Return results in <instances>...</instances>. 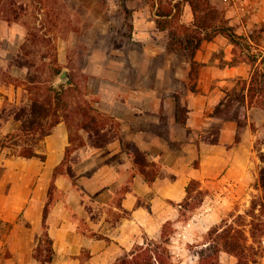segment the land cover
I'll return each instance as SVG.
<instances>
[{"label": "crops", "instance_id": "0c3cea01", "mask_svg": "<svg viewBox=\"0 0 264 264\" xmlns=\"http://www.w3.org/2000/svg\"><path fill=\"white\" fill-rule=\"evenodd\" d=\"M148 7L134 11V40L147 42L155 29L164 32ZM263 7L264 0H258L255 15ZM260 17L257 20L264 19ZM151 46H156L149 50L151 56L167 51L163 44ZM233 46L222 34L202 43L195 53L203 64L196 91L181 93L176 80L184 73L168 56L152 83L144 70L141 81L134 85L127 65L111 78H102L106 84L93 91L97 98L91 105L109 117L107 128L114 127L115 137L103 146H78L79 160L72 172L55 176L71 142L65 120L45 137V159L8 156L2 151L0 225L6 228L0 227V264H39L35 252L45 230L54 241V264H112L147 238L161 237L164 224L179 215L173 202L180 206L193 178L200 182L239 178L253 152L257 136L254 127L264 124V109H248L249 121L240 135L237 120L213 114L226 96L228 80L251 73L244 61L228 63L234 57ZM221 47L225 48L226 65H221V58L215 55ZM190 71L187 67V83ZM178 103L189 108L186 125L177 118ZM213 124L218 125V143L204 136L212 131ZM130 143L158 163L164 174L149 181L139 171ZM53 181L56 198L45 218ZM226 254H221L223 264ZM233 257L229 260L236 264Z\"/></svg>", "mask_w": 264, "mask_h": 264}, {"label": "rangeland", "instance_id": "374dc122", "mask_svg": "<svg viewBox=\"0 0 264 264\" xmlns=\"http://www.w3.org/2000/svg\"><path fill=\"white\" fill-rule=\"evenodd\" d=\"M214 1L226 22L233 25L239 33L245 35L254 33L258 36L255 41L250 40L251 48L248 49L241 44L236 47V51L237 57L248 65L250 72L254 66L262 68L264 19L257 18L264 17V7L255 15L254 7L258 0ZM124 4L121 0H0V143L6 132L20 125L19 121L9 115L8 110L3 111V107L8 104V108L11 109L12 104H21L29 100L31 93L27 87L31 84L29 83L31 76L45 87L50 83H54L56 87L63 86L70 100L71 116L67 124L71 142L63 167L65 171L67 168L73 171L78 163V146L93 145L97 140L103 139L101 135L104 133L96 135L82 126L83 112L87 111L91 116L94 114L87 108L91 100L97 98L93 91L97 86L106 84V80L103 81L102 78H111L121 66L127 65L131 67L128 75L134 85L141 81L140 72L144 70L149 82L152 83L157 69L165 63L168 56L172 65L180 67L184 73L176 80L182 87L181 93L191 89L194 81L190 76L188 83L185 79L187 67L191 68L188 55L169 51L157 56L149 54L152 47L156 48L151 45H165L167 39L165 31L156 29L152 31L153 35L147 40L148 43L133 39V29L129 26V21L134 20L135 9H140L143 5H148L153 15L150 4L146 0H125ZM125 7L132 9V19L126 17ZM231 7H234V11ZM139 17L141 18L142 14ZM183 18L186 21L193 18L189 5L185 8ZM45 38H54L53 42L57 46L55 52L58 53L61 66L59 74L51 72L50 58L43 56L49 47L52 48ZM224 50L225 48L221 47L215 54L221 58V65L228 62L224 59ZM52 51L54 52V49ZM254 55L258 56L259 64L252 65L250 62ZM28 61L30 63L33 61V65L28 66L26 64ZM65 69L70 79L57 86L59 76ZM249 77L250 75L245 78ZM239 79L240 76L231 77L226 83L227 91L234 93V87L240 86L237 84ZM234 109L235 107L232 111ZM226 118L233 119L230 116ZM109 123V118L98 117V127L103 124L107 127ZM217 127V124H213L210 129L214 130ZM111 128L110 132L104 135L108 137L115 135L114 127ZM254 129L257 136L253 139V152L248 167L238 175L239 178L232 182L201 181V187L195 189L189 207L182 208L173 202L179 209V215L176 220H171L167 224L166 234L171 232L172 235L169 246L174 264H192L193 260L199 263L200 252L208 244L206 241L209 229L225 222L235 223L247 231L249 243H254L263 253L259 260L264 264V209L260 205L257 206L258 216L255 219L249 211L254 201L260 203L264 200V188L261 186V170L264 167L262 158L264 124ZM44 145V140L38 143L39 151L43 152ZM3 151L8 156L17 155L14 147H5ZM233 155L231 153V156ZM166 175L170 176L169 173ZM199 190H202L204 201L195 199V194L200 193ZM58 194L61 195L59 192ZM0 227L6 228V225L1 224ZM252 228L257 234L256 237L251 236ZM43 239L44 234L37 246V252L42 253V258L46 254ZM232 255L228 253L222 257L225 264L235 262L229 260L234 259Z\"/></svg>", "mask_w": 264, "mask_h": 264}, {"label": "trees", "instance_id": "16d2710c", "mask_svg": "<svg viewBox=\"0 0 264 264\" xmlns=\"http://www.w3.org/2000/svg\"><path fill=\"white\" fill-rule=\"evenodd\" d=\"M153 11L154 19L159 29L166 32V49L169 52H177L188 55L191 62L190 78L193 82L191 89L198 90L199 66L202 64L195 58L196 51L201 47L205 40H211L216 35L222 34L226 36L234 45V57L228 63L236 65L242 62L237 57L236 47L241 44L246 48H251L250 40L258 39L254 33L249 35L239 33L236 28L227 23L219 6L212 0H146ZM124 4L125 0H121ZM125 5V4H124ZM189 5L192 12V20L186 21L183 17L185 8ZM23 7V6H22ZM126 17H133L132 9L125 7ZM129 26L133 29V19L129 21ZM47 43L52 46L49 47L44 57H49L51 65V72L59 74L61 66L59 64L56 44L53 42L54 38H45ZM54 49V52L52 51ZM252 65L259 64L257 55L251 57ZM262 68L253 67L249 78L241 77L234 87V93L227 91L226 96L214 107L213 114L219 116H230L238 122V135L245 128L248 123V109L251 107L264 108V54L262 57ZM29 63V64H28ZM28 66L33 65L28 61ZM27 89L31 93L28 101L21 104H12L11 109L8 104L3 107V111H9L12 117L20 122L19 127L6 132L0 143V154L5 147H14L17 150L18 156L23 157H40L45 159L46 154L39 151L38 143L45 139V137L52 133L56 125L62 121L68 122L70 120V100L66 95V89L56 87L54 83H50L47 87L38 83L33 76L29 78ZM179 98H177L178 100ZM233 107L235 109L232 111ZM94 114L89 115L87 111L83 112L82 126L94 132L96 135L100 133L106 134L110 132V128L106 125L97 126L98 117L109 118L96 110L91 104L87 108ZM187 106L181 103L177 104V118L184 125L187 124L188 117ZM232 111V112H231ZM99 115V116H98ZM254 125V123H252ZM101 135L103 139L96 141L94 145L103 146L110 142L115 135L106 136ZM100 136V137H101ZM205 139L213 143L219 142V129L215 128L209 134L205 135ZM132 147L134 161L138 169L149 181H154L157 176H162L164 172L161 166L151 161L135 144L130 143ZM69 150V149H68ZM264 159V153H262ZM66 159L62 165L55 170V176L66 172L63 169ZM195 164H198V160ZM261 186L264 188V167L261 170ZM201 187L200 180L193 178L187 188V196L179 203L180 207L191 205L192 195L195 189ZM57 186L53 181L49 190V197L47 200L44 216L47 217L50 208L56 198ZM195 194V199L204 201L202 197V190ZM260 205L264 209V200L262 202L253 203L250 213L254 219L258 216L256 213L257 206ZM181 211V209H180ZM171 221V220H170ZM166 222L163 226L162 235L159 238H147L143 244H138L131 251L125 252L118 260L112 264H174L173 254L170 248L171 232L166 234V226L170 222ZM254 221V220H253ZM226 223V224H225ZM222 225H216L209 229L208 243L200 252L199 264H223L221 260V253L228 252L233 254L236 259V264H261L260 256H263L260 248L254 243H249V236L247 231L240 228L235 223L225 222ZM45 242L44 251L45 256L42 258V253H38L37 248L35 256L39 260V264H54V246L53 238L47 230L44 231ZM251 236L256 237L257 234L254 229H251ZM42 252V251H41Z\"/></svg>", "mask_w": 264, "mask_h": 264}, {"label": "water", "instance_id": "95a60500", "mask_svg": "<svg viewBox=\"0 0 264 264\" xmlns=\"http://www.w3.org/2000/svg\"><path fill=\"white\" fill-rule=\"evenodd\" d=\"M70 79L67 70H63V72L59 76V82H57V86H59L61 83L68 82Z\"/></svg>", "mask_w": 264, "mask_h": 264}]
</instances>
